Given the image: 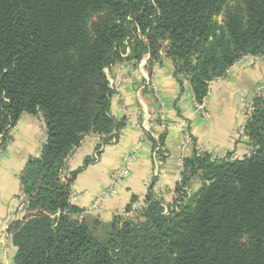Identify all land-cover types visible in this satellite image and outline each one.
I'll return each instance as SVG.
<instances>
[{"label": "trees", "instance_id": "16d2710c", "mask_svg": "<svg viewBox=\"0 0 264 264\" xmlns=\"http://www.w3.org/2000/svg\"><path fill=\"white\" fill-rule=\"evenodd\" d=\"M161 48L200 104L238 60L264 56V0H0V150L22 114L46 134L21 177L28 216L9 227L14 264H264L263 97L242 129L249 155L184 159L170 204L149 194L133 219L89 226L69 187L93 161L59 183L83 138L105 144L121 129L105 70L147 55L151 66Z\"/></svg>", "mask_w": 264, "mask_h": 264}, {"label": "crops", "instance_id": "0c3cea01", "mask_svg": "<svg viewBox=\"0 0 264 264\" xmlns=\"http://www.w3.org/2000/svg\"><path fill=\"white\" fill-rule=\"evenodd\" d=\"M257 59L246 61L225 77L213 81L203 99L205 116L194 107L188 82L175 76L174 66L165 57L158 65L148 66L121 61L112 65L107 76L113 89L110 112L121 125L115 144H102L101 138L86 136L67 162V171L79 169L86 159L93 162L79 172L69 187V201L82 211L80 219L98 220L109 225L114 219H133L147 195L153 194L164 205L174 198L181 180L184 159L194 153L214 158L248 155L242 141L245 110L252 92L264 79ZM153 81L156 97L147 86ZM200 103V104H201ZM10 141L0 150V264H14L16 247L9 233L19 220L18 202H25L22 174L32 159L38 158L46 142L45 125L39 116L22 114L9 131ZM133 154V155H132ZM131 157V159H130ZM231 159V158H230ZM128 166V177L118 180L115 193L94 202L112 186V177Z\"/></svg>", "mask_w": 264, "mask_h": 264}, {"label": "rangeland", "instance_id": "374dc122", "mask_svg": "<svg viewBox=\"0 0 264 264\" xmlns=\"http://www.w3.org/2000/svg\"><path fill=\"white\" fill-rule=\"evenodd\" d=\"M222 19H223V17H222V14H220L219 16H217V17H215L214 18V21L217 23V24H221V21H222ZM162 46V45H161ZM164 46H166V43H165V45ZM127 56V54L125 55V56H121V58L122 59H124L125 57ZM157 59L158 60H156L155 62L156 63H153L151 66H154V65H158L159 63H161L162 62V59L164 58V52L162 51V48H161V50L158 52V55H157ZM146 60H149L150 59V57H149V55H147L146 57ZM253 59H257V61H256V63H257V65H258V67H259V69H260V71H261V69H264V56H261V57H251V56H246V57H243V58H241L240 60H238L232 67H231V69L229 70V71H227L226 72V75L232 70V69H234V68H236L237 66H239V65H242L244 62H246V61H252ZM111 67V66H110ZM109 67V68H110ZM109 68L108 69H106L105 70V75H106V78H107V80H108V83H109V86H110V81H109V78H108V76H107V72H108V70H109ZM225 75V76H226ZM224 76V77H225ZM221 78H223V77H221ZM217 79H220V78H217ZM217 79H214V80H212L211 82H209L208 84H207V94H208V92L210 93V91H211V89H213V85H212V83H213V81H215V80H217ZM153 83V81H151V80H149V83H147L148 85L147 86H149V88H150V90H151V92H152V95H154L155 97H156V89L154 88V85L152 84ZM116 85V84H115ZM207 96V95H206ZM257 97H263L264 98V79H263V81H261V83L258 85V86H256L255 88H254V90H253V92H252V100H250V102H248L247 103V108H246V112H245V116H246V122H247V118L249 117V114L252 112V101H253V99L254 98H257ZM204 109L205 108H203V112L205 113V111H204ZM200 113V112H199ZM201 115V114H200ZM202 116V115H201ZM245 122V123H246ZM245 123H244V125L242 126V129H243V127L245 126ZM241 135H242V130H241ZM88 136H90V135H88ZM0 139H1V137H0ZM84 139V138H83ZM242 141L243 142H245V143H247V145H248V139L246 138V137H242ZM73 153V152H72ZM71 153V154H72ZM70 154V155H71ZM70 155H69V157H70ZM249 155V154H248ZM248 155H246V156H248ZM69 157L67 156L66 157V159H64V161H63V164H62V167L60 168V170H59V174H58V180H59V183H60V185H62V186H65V185H67V183H68V181H69V173H68V171H67V162H68V160H69ZM231 158V160H242L243 158H244V156L243 157H241V158H232V157H230ZM200 187H201V182H200V180L196 177V178H193L190 182H189V186H188V188L185 190V192L187 193V195H189V197H191V196H193L194 194H196L198 191H199V189H200ZM18 216H19V220H21V219H23L24 217H26V216H28V214H27V211H26V202H24V207H22L19 211H18ZM92 222H93V220H87V224H89V226H92ZM95 234L97 235V236H99V237H103L104 235H106V229H104V228H97L96 229V231H95Z\"/></svg>", "mask_w": 264, "mask_h": 264}, {"label": "built area", "instance_id": "2783aa9c", "mask_svg": "<svg viewBox=\"0 0 264 264\" xmlns=\"http://www.w3.org/2000/svg\"><path fill=\"white\" fill-rule=\"evenodd\" d=\"M112 83H110V89L113 91V89L117 86L115 85V83L113 84V87L111 86ZM194 107L196 108V110L200 111V114L202 116H205V113L203 112V108H204V102L201 104L198 103H194ZM117 137H118V133H114L113 138L110 140L111 144H115L117 141ZM133 155V154H132ZM131 159V157H130ZM128 177V166H124L121 170H119L116 174L113 175L112 177V186L105 189L104 191H102V193L100 194V196L96 199V201L93 204V207L95 208L97 205L100 204V202L102 201V199L104 198L105 195L107 194H112L115 193L114 187L113 185L118 181V180H122V179H126ZM22 207H24V202H22V198H20V201L18 202V208L17 211H19ZM7 234L4 233V236H6ZM4 236L0 237V243L3 242L4 240ZM1 262H3L5 260V253L3 252L0 256Z\"/></svg>", "mask_w": 264, "mask_h": 264}]
</instances>
